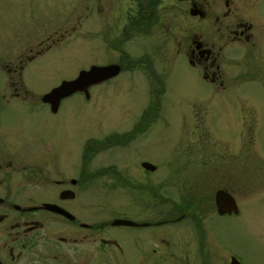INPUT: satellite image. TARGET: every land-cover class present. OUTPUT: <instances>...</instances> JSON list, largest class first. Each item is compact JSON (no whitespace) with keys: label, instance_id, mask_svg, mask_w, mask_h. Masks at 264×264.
Returning <instances> with one entry per match:
<instances>
[{"label":"flooded vegetation","instance_id":"obj_1","mask_svg":"<svg viewBox=\"0 0 264 264\" xmlns=\"http://www.w3.org/2000/svg\"><path fill=\"white\" fill-rule=\"evenodd\" d=\"M263 40L264 0H0V264H248L224 244L221 218L242 215L235 183L200 187L179 172L165 187L145 144L160 138L156 89L169 70L185 63L196 81L223 89L225 58ZM65 56L95 62L42 87ZM114 66L109 79L43 100ZM119 76L124 92L147 79L153 97L133 101L138 114L85 116L81 134V108L65 99L88 102L91 88L110 91Z\"/></svg>","mask_w":264,"mask_h":264},{"label":"rangeland","instance_id":"obj_2","mask_svg":"<svg viewBox=\"0 0 264 264\" xmlns=\"http://www.w3.org/2000/svg\"><path fill=\"white\" fill-rule=\"evenodd\" d=\"M261 23L262 20L260 26ZM93 62L94 56H65L42 87L71 78L80 67ZM221 67L228 79L223 89L214 86L213 90L196 81L185 63L167 72L171 80L164 90L156 89L158 93L164 91L158 96L160 138L145 144V154H159V179L165 187L166 181L177 182L174 177L179 172L176 177L182 175V181L198 182L200 187L204 178L212 189L232 188L235 183L232 190L242 215L236 219L221 218L224 244L248 264H264V40L252 53L225 58ZM176 71L182 74L176 75ZM122 79L119 76L110 81V91L91 88L88 102L79 94L65 99L81 108V134L89 132L84 128L85 116L124 117L126 110L138 114L133 101L150 100L157 88L146 79L140 88L135 86L124 92ZM125 105L132 108H120ZM99 107L103 109L97 112ZM145 154L140 157H147ZM216 174L219 177L213 179ZM166 206L161 203L155 211L163 217Z\"/></svg>","mask_w":264,"mask_h":264},{"label":"water","instance_id":"obj_3","mask_svg":"<svg viewBox=\"0 0 264 264\" xmlns=\"http://www.w3.org/2000/svg\"><path fill=\"white\" fill-rule=\"evenodd\" d=\"M117 73V67L106 68H91L87 72L80 73L78 77L70 82H63L59 87L52 90L48 95L44 97V100L55 99L58 100L62 97L68 96L71 93L81 89V87L90 84L94 79L97 81L108 79ZM221 193L218 191L215 195V204L217 207H221L223 204L219 201ZM225 196L228 197L227 194ZM228 204V201L226 202Z\"/></svg>","mask_w":264,"mask_h":264}]
</instances>
